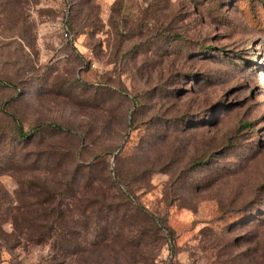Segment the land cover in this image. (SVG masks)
Instances as JSON below:
<instances>
[{
  "label": "rangeland",
  "instance_id": "374dc122",
  "mask_svg": "<svg viewBox=\"0 0 264 264\" xmlns=\"http://www.w3.org/2000/svg\"><path fill=\"white\" fill-rule=\"evenodd\" d=\"M0 264H264V0H0Z\"/></svg>",
  "mask_w": 264,
  "mask_h": 264
},
{
  "label": "trees",
  "instance_id": "16d2710c",
  "mask_svg": "<svg viewBox=\"0 0 264 264\" xmlns=\"http://www.w3.org/2000/svg\"><path fill=\"white\" fill-rule=\"evenodd\" d=\"M40 124H38V125H36V127H38ZM35 127V128H36ZM55 128H57V129H61V127L60 126H54ZM30 133V131L29 132H25L24 131V129H23V127L21 126V125H17V134H18V136H20V137H23V138H26L27 136H28V134ZM43 210V209H42ZM43 211H45V210H43ZM56 211V206L50 211V212H52V213H57L56 215H58V213H59V210L57 211V212H55ZM111 211H112V209H111ZM114 214H116V212L114 213ZM42 215H43V213H42ZM44 216H45V214H44ZM111 221L113 222V223H111L110 225H112L113 224V227H114V229H113V231H114V234L115 235H117V234H120L121 233V230H122V226H120L119 224H117V222H119V220H118V216H115V217H113V219H111ZM107 224V220L105 221V223H104V228H107V229H110L111 230V227H110V225H106ZM114 224H115V226H114ZM28 227V226H27ZM45 232V228L43 229V232L42 233H44ZM59 241H60V245H62L61 243H63V240H62V238L60 237L59 238ZM61 249V248H60Z\"/></svg>",
  "mask_w": 264,
  "mask_h": 264
},
{
  "label": "built area",
  "instance_id": "2783aa9c",
  "mask_svg": "<svg viewBox=\"0 0 264 264\" xmlns=\"http://www.w3.org/2000/svg\"><path fill=\"white\" fill-rule=\"evenodd\" d=\"M64 37H65L66 39H71V35H70L69 32H67V31L64 32Z\"/></svg>",
  "mask_w": 264,
  "mask_h": 264
}]
</instances>
